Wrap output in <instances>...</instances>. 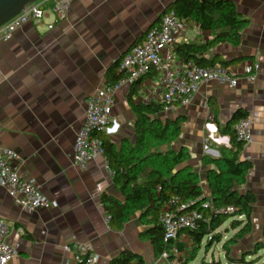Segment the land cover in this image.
Returning a JSON list of instances; mask_svg holds the SVG:
<instances>
[{
  "label": "crops",
  "instance_id": "crops-1",
  "mask_svg": "<svg viewBox=\"0 0 264 264\" xmlns=\"http://www.w3.org/2000/svg\"><path fill=\"white\" fill-rule=\"evenodd\" d=\"M173 1L72 0L68 16L55 22L53 1L41 0L49 9L45 21L39 25L29 21L10 39L0 41V143L18 153L15 164L20 171L34 177L43 193L57 202L26 213L0 187V216L10 225L7 239L17 249L9 264H64L72 258L65 247L76 241L94 248L100 256L97 264H111L126 250L141 255L145 264H161L151 240L142 236L151 225L142 220L141 212L122 227L107 221L104 197L116 201L125 197L110 173L106 154L89 161L85 169L74 164L73 156L76 133L85 117V99L103 84H115L123 55L143 41ZM233 1L249 20L241 42H220L200 56L217 58L216 62L228 60L229 65L258 62L261 67L255 80L241 76L236 87L203 82L190 103L156 115L184 117L172 149L186 148L185 165L198 173L208 198V171L214 165L204 159L218 158L222 148L232 147L235 123L227 126L237 110L252 118L254 141L239 154L252 162V168L239 190L254 193L256 202L251 232L232 245V255L241 257L252 255L251 250L264 240V0ZM212 38L210 31L191 20L178 44H205ZM174 55V67L179 69L184 60L175 51ZM162 94L155 71L122 85L115 93L113 117L103 137L117 147L125 138L134 142L137 114L130 96L136 104H149L161 103ZM225 222L216 230L225 227L218 241L223 245L243 226L235 228L232 220L228 226ZM210 236L203 241L207 237L210 244ZM194 243L188 232L174 241L172 250L181 264ZM208 253L205 258L211 259Z\"/></svg>",
  "mask_w": 264,
  "mask_h": 264
},
{
  "label": "trees",
  "instance_id": "trees-1",
  "mask_svg": "<svg viewBox=\"0 0 264 264\" xmlns=\"http://www.w3.org/2000/svg\"><path fill=\"white\" fill-rule=\"evenodd\" d=\"M167 9H174L181 18L195 21L212 33L213 38L205 44L182 43L175 48V53L184 61H194L200 65L213 64L218 60L200 56L213 45L220 42L238 45L243 29L249 22L240 14L233 0H175ZM221 62L229 65L231 61ZM122 75L121 72L117 74L115 84ZM130 101L137 114L136 140L132 142L125 138L121 146L117 147L107 136L103 137L102 132L99 133L110 168L115 171L114 180L125 197L123 201L104 197L105 207L112 216L110 221L122 227L136 212H141L142 220L151 225L143 231L142 236L151 240L156 256L161 257L165 251H171L174 245V241L164 240L159 219L163 204L174 196H179L182 201L193 200L191 207L203 211L209 221H201L197 229L184 232L190 233L197 248H200L205 236L214 233L228 218L233 217V227L243 226L224 243L223 249L230 264H245V256L232 255V245L252 230L253 205L256 202L254 193H242L239 190L246 183L247 173L252 168V162L241 159L239 155L244 143L234 133L231 148H222L218 158L208 156L204 159L205 163L214 165L208 171L211 191V197L208 198L200 185L198 173L185 165L189 159L186 148L177 151L172 149V144L181 134L184 117L162 119L156 115L163 110L162 103L136 104L132 101V95ZM244 116H247L245 111L237 110L227 128ZM207 201L210 204L205 206ZM227 206H234L235 211H217ZM241 214L245 215L244 219L238 218ZM256 246L258 250L264 248L260 243ZM195 258L193 254L191 260ZM132 262L145 264L141 255L130 250L122 252L111 264Z\"/></svg>",
  "mask_w": 264,
  "mask_h": 264
},
{
  "label": "built area",
  "instance_id": "built-area-1",
  "mask_svg": "<svg viewBox=\"0 0 264 264\" xmlns=\"http://www.w3.org/2000/svg\"><path fill=\"white\" fill-rule=\"evenodd\" d=\"M52 11L55 22L65 19L70 10L72 0H52ZM48 10L41 0L23 9L17 16L0 26V41L10 39L13 33L27 22L39 25L48 16ZM55 22L48 24L51 29ZM188 21L181 18L174 9H167L158 23L153 24L139 44L133 45L121 58L118 70L123 75L113 85L103 84L85 99V117L79 127L74 142V164L85 169L89 161L100 155H105L104 142L100 132L108 131L113 117L115 93L122 85L133 83L142 76L155 71L158 82L163 87L161 103L164 113H170L177 104L187 105L203 82L216 81L231 87L239 84L241 76L250 81L255 80L260 63L243 60L225 65L221 62L200 65L194 61H183L182 67H174V51L179 38L184 34ZM235 134L244 145L254 141L253 120L250 116L240 118L235 124ZM209 144L204 145L208 150ZM18 153L0 143V187L7 189L15 204L23 212L31 213L40 207L57 205V202L47 197L38 181L22 173L15 164ZM112 176L115 171L110 169ZM193 200L182 201L174 196L166 201L160 212V224L166 242L175 241L182 232L195 230L201 221H209L199 208L191 207ZM209 201L204 205L208 206ZM218 212H234V206H227ZM111 214L106 219L110 221ZM245 215H238L242 219ZM23 231L22 229H20ZM10 225L0 216V264H9L16 256L17 249L8 241ZM66 250L72 252V258L64 264H97L100 258L94 248L85 242L76 241L67 245ZM174 251H165L159 258L161 264H181ZM132 264V263H131Z\"/></svg>",
  "mask_w": 264,
  "mask_h": 264
},
{
  "label": "rangeland",
  "instance_id": "rangeland-1",
  "mask_svg": "<svg viewBox=\"0 0 264 264\" xmlns=\"http://www.w3.org/2000/svg\"><path fill=\"white\" fill-rule=\"evenodd\" d=\"M233 219V217H230L226 220V226H228L230 224V221ZM225 227L221 228V230L215 231L214 233L211 234L210 236V240L208 243V239L206 237V239L203 241L202 245L200 246V248H197V245L194 243L192 246V249L190 250V252L188 253V255H186L183 259H182V264H197L199 263L204 257H206V252H209L208 255L210 256V258L214 261H220L224 264L228 263V259L224 257L225 253H224V249L222 247L223 245V241L218 242L220 239H222V237L225 234L224 231ZM216 242V243H215ZM260 245L264 246V240H262V242H260ZM208 246H210L208 248ZM252 252H254L252 255L250 256H246V262L247 264H264V248L258 250L257 246L254 247L253 250H251ZM195 254L196 258L194 260H191L192 255ZM241 256V257H243ZM230 263V262H229Z\"/></svg>",
  "mask_w": 264,
  "mask_h": 264
},
{
  "label": "water",
  "instance_id": "water-1",
  "mask_svg": "<svg viewBox=\"0 0 264 264\" xmlns=\"http://www.w3.org/2000/svg\"><path fill=\"white\" fill-rule=\"evenodd\" d=\"M39 0H0V26L7 23L13 17L17 16L23 9ZM205 264H224L220 261L214 262L212 259L203 258L199 263ZM226 264H230L229 262Z\"/></svg>",
  "mask_w": 264,
  "mask_h": 264
}]
</instances>
